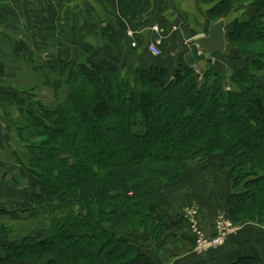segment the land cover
I'll return each mask as SVG.
<instances>
[{"label": "trees", "instance_id": "16d2710c", "mask_svg": "<svg viewBox=\"0 0 264 264\" xmlns=\"http://www.w3.org/2000/svg\"><path fill=\"white\" fill-rule=\"evenodd\" d=\"M201 1L208 26L230 20L227 49L215 53L233 61L228 73L213 58L201 70L149 51L157 63L118 73L94 54L47 60L22 40L6 41L3 52L29 61L38 81L4 85L0 99L22 114L14 129L28 154L15 157L38 185L26 212L47 224L22 238L15 224H0L7 240L0 264H158L119 230L142 227L160 237L167 190L188 181L199 162H221L213 173L227 178V214L236 224L264 225V0ZM139 3L120 0L121 16L134 19ZM112 40L103 34L98 44ZM229 264L264 259L241 255Z\"/></svg>", "mask_w": 264, "mask_h": 264}, {"label": "crops", "instance_id": "0c3cea01", "mask_svg": "<svg viewBox=\"0 0 264 264\" xmlns=\"http://www.w3.org/2000/svg\"><path fill=\"white\" fill-rule=\"evenodd\" d=\"M119 1L0 0V42L13 38L22 40L26 42L27 48L32 53L36 51L41 58L65 56L66 43L71 42L74 49H69L70 52H66L67 55L82 53L101 56L103 61L107 60L114 64L118 73H130L133 64L146 67L151 63H157V59H153L148 52V44L152 40L161 39V48L165 55L170 54L171 60H185L201 70L206 68V53L193 43V39L199 35L208 34L210 27L207 20L208 5L201 0H140L137 16L131 19L121 16ZM153 25L160 26L164 31H154ZM103 27L109 29L103 32ZM130 32L133 33L132 36L129 35ZM103 34L106 37L113 34V40L110 43L98 45V40ZM133 41L136 42L134 47ZM104 57L107 59L104 60ZM213 65L216 70H225L228 73L234 63L225 54H214ZM13 105L6 104L4 107L0 99V204L11 206L9 210H27L31 207L28 197L30 199V196L35 193L37 185L26 169L24 171L23 165L10 160L11 156L26 157L28 154L25 151L26 143L17 139L14 127L9 125L13 117L9 114L12 109L15 111L17 108L18 111H15L17 115H22L19 108ZM4 155L7 156L6 160H3ZM16 165L20 166L21 174L12 177L13 182L6 176ZM197 177L194 180L196 183L210 186L205 190L202 189L203 193L200 197L188 192L168 199L172 206L169 225H171L170 231L173 237L167 246L170 250H173L177 238L183 240L186 245L193 243V237L188 232L189 221L184 212L174 207L176 201L179 202V207L186 204L183 200L187 198L199 203L201 221L212 234L214 232L213 219L219 209L218 203L226 196L222 192V195L219 194L222 178L216 177L212 180L204 175ZM22 180H26L28 185L21 186ZM19 191L23 197L18 198ZM227 200L225 198V204ZM13 201H19L20 205ZM249 225L254 224L249 223L247 226ZM261 227L264 229V226L261 225ZM243 229L230 237L223 246L211 250L209 254H204L205 256L199 259L197 257L201 255L186 253L189 256H183L179 261L175 259L163 263L157 256V243H153V249L148 247L145 249L158 264H229L241 255L260 256L264 259V234L259 235L257 229H247L243 233ZM3 242L7 243V240L5 241L0 233V243ZM145 246L148 245L145 244Z\"/></svg>", "mask_w": 264, "mask_h": 264}, {"label": "rangeland", "instance_id": "374dc122", "mask_svg": "<svg viewBox=\"0 0 264 264\" xmlns=\"http://www.w3.org/2000/svg\"><path fill=\"white\" fill-rule=\"evenodd\" d=\"M155 25H153L154 27ZM152 27V28H153ZM154 30V29H153ZM155 31V30H154ZM158 32V31H156ZM71 42H67L66 43V51H65V56H67L66 52H70L69 49H74V45L73 43L69 44ZM6 45V40H4L3 42H0V47H2L3 49H0V86H14L17 88H21L22 86H34L33 84L37 83L38 81L36 80V75L33 73V68L32 65L29 61L25 60V58L22 57H15L13 56H8L6 53H4L3 51L7 52V46ZM99 45V44H98ZM134 47V46H133ZM72 52V51H71ZM170 55V54H169ZM64 56V55H62ZM62 56L59 57H45L44 59L47 60H56ZM98 61H103L101 56H95ZM94 58V59H96ZM107 57H104V60H106ZM132 59V58H131ZM154 59V57H153ZM171 60V59H170ZM107 61V60H106ZM104 62V61H103ZM167 64V63H166ZM130 74V73H129ZM38 86L41 87V85L38 84ZM49 93V96L54 95L53 91L50 90H46ZM52 100V98H51ZM12 106V105H11ZM14 106V105H13ZM15 111H18L17 108H15ZM13 109L11 110V112H9L10 116L12 115L13 117L11 118V122L9 123L10 126L15 127L16 122L19 120L20 118V114L17 115V113L15 112ZM26 143V142H25ZM24 145V144H23ZM26 145V144H25ZM22 146V145H21ZM20 146V147H21ZM21 149V148H19ZM10 154V153H9ZM23 155V154H22ZM1 156V155H0ZM11 156V155H10ZM6 157V158H5ZM7 156L4 155L3 160H6ZM11 162L16 161L15 163H17L18 161L15 159V156H11L10 157ZM220 161L215 160V162L211 161V162H199L196 163L194 165L191 166L190 169V173L192 175L191 180H189L186 183H183L182 185L167 190V197L168 199H172L173 197H177V195H182V194H186L188 192H192L194 195H197V197H200L201 194L203 193L202 189L205 190L206 188H210V186L207 185H199L198 183H196L194 180H196L198 177L197 176H206L207 178H211L212 180H214L217 175L214 174V167L218 168L220 166ZM220 169V168H218ZM221 170V169H220ZM25 171V168H24ZM211 173V177L210 176ZM21 172H20V166L16 165V167L14 169L11 170V172L9 173V175L7 174L6 178L11 179V181L14 182V179H12V177H16L17 175L20 176ZM219 175L221 173H218ZM224 174V172H223ZM225 180L223 181L222 179L220 180V192L219 194L222 195V193L226 196H224L227 200V198L229 197L230 194V189L228 187V181L226 180L227 178H224ZM222 181V182H221ZM216 182H218L216 180ZM28 184L26 183V180H22L21 182V186H27ZM38 188V185H37ZM21 190V189H20ZM36 192V191H35ZM183 192V193H182ZM222 192V193H221ZM23 197V194L21 193V191H19L18 193V198ZM28 197V196H27ZM225 198L223 201H220L218 203V211H216L215 217L213 219V221H215V218L217 216H219L222 213H228L227 212V203L225 204ZM16 200H21V199H16ZM28 200L31 201V196L30 199L28 197ZM184 202H186V204H182L180 205V207L178 206L179 202L176 201L174 207L176 209L179 208L180 212H184L185 215H187V211L190 210V208H192L193 206H197L198 210H199V214H197V216L195 218H192L195 222V219L197 220L198 224L200 222V226L201 229L206 233V238L211 239L210 237H212V232H210L208 230V228H206V226L203 224V222L201 221L202 216H201V207L199 203H196L194 201V199L191 198H187L186 200H183ZM182 201V202H183ZM13 203H17L13 201ZM7 205V204H6ZM13 205V204H12ZM20 205V204H19ZM8 206V207H7ZM7 206H3L5 208L6 211L11 212V210H9L8 208L11 209V206L9 207V205ZM33 204L31 203V207L32 208ZM0 207L2 208V205L0 204ZM171 208H167L165 210H160L159 212V217L157 218V225H161V226H165L164 228V232L163 234L159 237L158 235H152V234H145V230L142 229V227L138 228V229H134L132 227L129 228H124L119 230V233L122 236L128 237L133 239V241H136L135 239H137V243L143 248L142 252L146 253V249L145 248H150L153 249L154 244L153 243H157L156 247H157V256L158 258H160V261L163 263H167L168 260H175L179 261L180 259H182L183 256H189L186 253H193L195 255H201L199 258H202L203 256L209 254L211 252V250H215L221 246H216V247H210L207 250H200L197 247V244L195 242V239L192 238L193 243L191 245H186L183 243V240H180L179 238H177L176 243L173 246V250H170L167 246H168V242L170 240H172L173 234L171 233L170 229H171V225H169L170 222V215H171ZM4 210V211H5ZM14 211V210H13ZM25 212H23L21 215L24 216H20L18 215H10L11 217L13 216H19V217H8V216H3L2 214H0V224L2 223H9V224H15L16 227L18 228V234L20 238H22V235H24L26 232H33L36 234H42V232H45L46 230V219L44 217H37V215L34 214V218L32 216L31 213H27V210H24ZM179 212V213H180ZM9 215V214H8ZM190 216L193 215H187L185 217L191 218ZM195 216V215H194ZM20 218V219H18ZM33 219V220H32ZM191 222V223H190ZM190 222L188 223V232L191 236H193L190 232V230L192 229V221L190 220ZM249 223L251 222H243L241 224H235L236 226V232L227 236L225 243L230 239V237L238 234L242 228H244L242 230V232H246V230H251V229H257V232L259 235H263L264 234V229L261 227L264 226L263 224H258L255 222H252L254 225H249L247 226ZM214 224V222H213ZM214 229V226H213ZM243 232V233H244ZM214 233V232H213ZM39 236V235H38ZM17 237V238H18ZM145 244H147L148 246H145ZM170 248H172L171 245H169ZM168 248V249H167ZM149 250H147L148 252ZM185 253V254H183ZM205 254V255H204ZM167 256V258H166ZM190 258V257H187ZM154 261H156L153 258Z\"/></svg>", "mask_w": 264, "mask_h": 264}, {"label": "built area", "instance_id": "2783aa9c", "mask_svg": "<svg viewBox=\"0 0 264 264\" xmlns=\"http://www.w3.org/2000/svg\"><path fill=\"white\" fill-rule=\"evenodd\" d=\"M155 31L163 32L164 29H162L160 26L155 25L153 27ZM132 32L129 33V35L132 36ZM133 46H136V42H132ZM148 51L153 56H161L163 51L161 49V39H155L152 40L148 44ZM199 214L197 206H193L190 208L189 211H187V215H193L190 216L191 218H187V220L190 222L192 221V230L193 234L195 236V242L197 244L198 249L200 250H207L210 247H216V246H223L225 244V240L227 236L235 233L236 226L235 222L231 219V217L226 213H222L219 216L215 218L214 221V233L212 234L211 239L206 238V233L201 229L200 224H198L197 220L195 219V222L192 218H195ZM185 215V216H187ZM195 215V216H194ZM191 223V222H190ZM237 225V224H236Z\"/></svg>", "mask_w": 264, "mask_h": 264}, {"label": "water", "instance_id": "95a60500", "mask_svg": "<svg viewBox=\"0 0 264 264\" xmlns=\"http://www.w3.org/2000/svg\"><path fill=\"white\" fill-rule=\"evenodd\" d=\"M230 20L220 19L210 25L208 34L199 35L193 39L208 58H213L215 53H224L227 49L226 26Z\"/></svg>", "mask_w": 264, "mask_h": 264}]
</instances>
